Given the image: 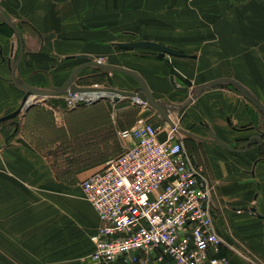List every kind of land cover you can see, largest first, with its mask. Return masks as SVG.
I'll return each mask as SVG.
<instances>
[{"label": "crops", "instance_id": "1", "mask_svg": "<svg viewBox=\"0 0 264 264\" xmlns=\"http://www.w3.org/2000/svg\"><path fill=\"white\" fill-rule=\"evenodd\" d=\"M0 9L22 40L15 77L34 89L62 86L90 61L80 55L137 73L170 109L176 127L190 134H181L184 146L212 186L214 229L234 252L220 246L208 257L219 264H264V143L254 140L243 150L264 132V116L228 82L197 94L203 85L232 79L264 106V0H0ZM136 41L187 56L159 59L153 50L115 46ZM20 48L0 17V118L16 111L25 95L11 81ZM60 66L70 70L61 75ZM116 74L115 89H130L132 82V89L139 87L132 77ZM139 117L160 126L159 139H165L168 125L148 107L133 109L128 123L115 110V130ZM111 122L102 103L70 112L41 104L19 116L15 131L0 126V264H33L29 247L50 243L63 229L84 230L88 252L40 264H78L77 255L85 253L79 264H88L99 218L75 189L129 144L116 139ZM89 129L94 141L86 138ZM209 133L237 151L221 147ZM110 134L116 150L103 154ZM42 196L50 199L43 209L26 206L29 197Z\"/></svg>", "mask_w": 264, "mask_h": 264}, {"label": "built area", "instance_id": "2", "mask_svg": "<svg viewBox=\"0 0 264 264\" xmlns=\"http://www.w3.org/2000/svg\"><path fill=\"white\" fill-rule=\"evenodd\" d=\"M79 94L67 93L70 106L100 97ZM167 129L160 140V126L137 118L118 132L129 143L123 152L81 182L99 218L88 264H219L209 250L234 252L215 232L212 186L182 135Z\"/></svg>", "mask_w": 264, "mask_h": 264}, {"label": "rangeland", "instance_id": "3", "mask_svg": "<svg viewBox=\"0 0 264 264\" xmlns=\"http://www.w3.org/2000/svg\"><path fill=\"white\" fill-rule=\"evenodd\" d=\"M56 70H60L61 75H62V74L68 73V71L70 69L66 68L64 66H60ZM56 70L54 72H56ZM116 75H117L116 73L106 72V71H103L102 69L97 68V67H87L78 73L74 82H75V84L79 85L80 87H82V86L83 87H90L91 86V87L116 88L114 86H117L119 84L118 82L115 81ZM136 85H137V83L132 82V84L129 87L130 89H127V90H135L132 88L135 87ZM44 88L46 90H48L47 86H45ZM45 89L42 91H45ZM117 89H119V88H117ZM23 91L24 90H22V92ZM24 93H25V91H24ZM89 94L98 95V96L102 95L101 93H96V92L89 93ZM30 97H34V96H30ZM34 98H37L36 101ZM34 98L30 101V103H32V106L30 108H32L34 106L41 105V104H44V105L46 104V105L58 107L61 110L66 111V112L74 111V110H77L80 108H87L88 109V108H91L93 106H96L97 104L102 103L109 109L110 120L112 121L111 122V129L114 128L113 129V135L116 137V139L118 138L120 141H123V140L118 136L117 133H118V131H120V130L122 131L123 129H119L117 127V130H115V127L113 124V112L115 110L117 111V109L119 108L121 115L124 118L125 123H128L130 121V117H132L133 109L138 107L133 102L132 98L131 99L124 98L123 100H119L118 102H112L111 96H107V95L100 96L99 98L93 100L92 102H85L84 101L83 103H79V104H76L74 106H70L68 104V95L67 94L59 95V96H53V97H46V98H40V97H34ZM21 102H22V100H21ZM30 103L28 102V104H26V105H29ZM20 105H21V103H20ZM20 105H19V107H20ZM26 107H24V108H26ZM24 108H23L22 112L17 117L5 121L0 126H3V128L8 129L10 131H15V128H16V125L18 122V118L24 112ZM131 127L132 126H127V127L125 126L124 129H129ZM88 133L89 134H87L86 138L94 141L95 137H96L95 131L89 129ZM93 145H94V143L92 144L91 147H89L90 150L95 149V147ZM116 146H117V142H114L113 137L110 134L109 145L107 147L108 150L103 151L104 152L103 154L107 153V151L109 154H112L114 152V150H116ZM121 150H122V148L120 146V148L116 151L117 154L119 152H121ZM117 154H115V155H117ZM75 191L81 193L82 194L81 197L84 199L83 192H82L81 188L79 187V185L76 187ZM49 200L50 199L43 197V196L42 197H29L28 198V204H26V206H28L30 208L39 207V208L43 209V207H45L46 205H48L50 203ZM29 216H31V215H29ZM68 231L69 230H66V229L61 230L60 235H56V238L54 240L50 241V243H47V241H45V243H44L45 245L40 246L38 249L35 246L34 247L30 246L29 252H33V255H35V257H36V259H35L36 261L32 258L33 260L31 263L40 264V262H46L48 260H57L58 255L59 256L61 255V262H64L67 260L66 258L74 259L76 254H78L80 252L83 253L87 249V242H86V239L84 236L85 231L84 230L78 231L77 229L70 232V233H68ZM46 248H48L49 252L44 253V255L42 256L41 251L44 252V250ZM59 250H60V252H59ZM86 252H88V249L86 250ZM53 253H56V254H53ZM87 254L88 253L81 255V257H80V255H77V257H76L77 261L76 262L79 264L80 261L82 259H84V257ZM165 262L167 264L168 263L175 264L172 261H170L169 259L165 260Z\"/></svg>", "mask_w": 264, "mask_h": 264}, {"label": "water", "instance_id": "4", "mask_svg": "<svg viewBox=\"0 0 264 264\" xmlns=\"http://www.w3.org/2000/svg\"><path fill=\"white\" fill-rule=\"evenodd\" d=\"M0 17L2 19V21L4 22L5 25L9 26L15 36L17 37L19 43H20V52L18 53V57L17 60L15 61L14 67L11 70V81L14 85H16L17 87L25 90V95L22 98V102L20 107L14 111L13 113H10L9 115H6L4 117L0 118V123L5 122L7 120L13 119L15 117H17L23 110L24 105L27 103L28 99L30 96H34V97H40V98H46V97H53V96H59V95H64L67 93H86V92H106L112 97V102H118L120 100V97H131V98H138L140 100H142L148 108L152 109L153 111H155L161 118L162 120L172 129H175L176 132L178 134H185V135H190L189 133L185 132L184 130L176 127L175 123L172 121V119L170 118L169 114H170V109L167 108L161 101L155 100L149 89L148 86L146 84V82L135 72L128 70V69H124L122 67H117V66H112V65H107L104 63H101L97 60H95L92 57H88V56H77V58H88L90 59V61L88 63L82 64L78 67H76L70 74L69 78L65 81V83L60 86V87H51L48 90L42 91V90H38V89H34L30 86H28L27 84L21 82L20 80L16 79L15 74H14V70H15V66L16 63L19 61V59L22 56V40H21V36L18 32V30L16 29L15 25L12 23V21L3 13V11L0 9ZM115 46L121 50H134V49H149V50H153L158 52V58L162 59L164 55H170L173 57H186L187 55L170 47H166L163 46L161 44L158 43H154V42H150V41H136V42H130V43H117L115 44ZM85 67H97L102 69L103 71L106 72H110V73H121V74H125L128 75L130 77H132L133 79H135L138 84L139 87H137L135 90L133 91H127L124 88H119V89H115V88H109V87H80L77 86L75 84V79L77 74ZM170 82L171 84L175 86L174 84V80H173V76L170 77ZM223 82H228L231 84H234L239 90L240 92L244 95V97L251 103L253 104L256 108H258L261 112V114L264 116V106L259 103L258 101H256L243 87L242 85H240L238 82L232 80V79H225V80H221V81H214L211 83H208L206 85L201 86L198 90H197V94H201L206 88L208 87H215L217 84L219 83H223ZM32 106V103L27 105L26 108H24V111H27L30 107ZM210 138L212 141H214L215 143H218L221 147L229 150V151H237L234 150L232 148H230L229 146H227L226 144L218 141L216 139V137H214L213 134L209 133ZM264 137V132L260 133V135H256L251 137L248 142L246 143L245 147L243 150L247 149L249 143L251 141H258L260 143H264V139L262 138Z\"/></svg>", "mask_w": 264, "mask_h": 264}, {"label": "bare ground", "instance_id": "5", "mask_svg": "<svg viewBox=\"0 0 264 264\" xmlns=\"http://www.w3.org/2000/svg\"><path fill=\"white\" fill-rule=\"evenodd\" d=\"M127 90V89H126ZM128 91V90H127ZM89 93H93V92H86V93H82V94H79V95H81V96H89V97H96V96H98V95H91V94H89ZM96 93H101L102 95H100V96H104V95H109L108 93H106V92H96ZM113 97V95H111V98ZM34 97H30L29 98V100L27 101V103L26 104H28V102L30 103V101L33 99ZM121 98V97H120ZM131 98V97H130ZM35 99V101H36V99L37 98H34ZM40 99V98H39ZM24 105V107H26L27 105ZM31 104V103H30ZM23 107V108H24Z\"/></svg>", "mask_w": 264, "mask_h": 264}, {"label": "trees", "instance_id": "6", "mask_svg": "<svg viewBox=\"0 0 264 264\" xmlns=\"http://www.w3.org/2000/svg\"><path fill=\"white\" fill-rule=\"evenodd\" d=\"M119 49V48H118ZM1 125V124H0ZM14 135V134H13Z\"/></svg>", "mask_w": 264, "mask_h": 264}]
</instances>
